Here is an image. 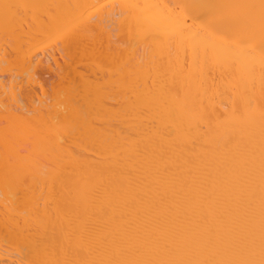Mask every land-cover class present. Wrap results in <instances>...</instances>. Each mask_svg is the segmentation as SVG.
Listing matches in <instances>:
<instances>
[{"label": "bare ground", "instance_id": "1", "mask_svg": "<svg viewBox=\"0 0 264 264\" xmlns=\"http://www.w3.org/2000/svg\"><path fill=\"white\" fill-rule=\"evenodd\" d=\"M0 264H264V0H0Z\"/></svg>", "mask_w": 264, "mask_h": 264}, {"label": "rangeland", "instance_id": "2", "mask_svg": "<svg viewBox=\"0 0 264 264\" xmlns=\"http://www.w3.org/2000/svg\"><path fill=\"white\" fill-rule=\"evenodd\" d=\"M46 69L42 70V71H45ZM42 76L45 77L46 79H50V77H52L51 73H49L48 71L46 72H42ZM44 78V79H45Z\"/></svg>", "mask_w": 264, "mask_h": 264}]
</instances>
